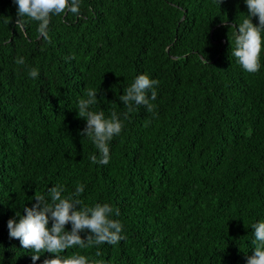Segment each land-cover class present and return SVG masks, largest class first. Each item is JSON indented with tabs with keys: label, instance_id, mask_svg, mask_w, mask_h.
I'll return each mask as SVG.
<instances>
[{
	"label": "trees",
	"instance_id": "obj_1",
	"mask_svg": "<svg viewBox=\"0 0 264 264\" xmlns=\"http://www.w3.org/2000/svg\"><path fill=\"white\" fill-rule=\"evenodd\" d=\"M241 11L242 0H80L79 14L51 15L44 37L37 21L16 23L14 0H0L3 264L54 255L33 262L6 220L47 185L78 182L82 203L109 202L122 222L115 243L77 249L90 257L99 249L108 264H244L250 223L264 218V48L256 72L230 54L227 29ZM139 72L159 81L155 107L135 106L109 161H91L76 99L98 86L92 107L124 112L118 96Z\"/></svg>",
	"mask_w": 264,
	"mask_h": 264
},
{
	"label": "clouds",
	"instance_id": "obj_2",
	"mask_svg": "<svg viewBox=\"0 0 264 264\" xmlns=\"http://www.w3.org/2000/svg\"><path fill=\"white\" fill-rule=\"evenodd\" d=\"M242 2L246 11H241L240 18L232 20L227 29L231 38L230 54L244 71L256 72L261 67V49L264 48V0ZM14 3L19 17L16 23H21L22 17L37 21V31L44 37H47L52 14L65 10L80 13V0H14ZM221 21L226 22V18ZM15 59L18 64L25 62L23 56ZM200 59L207 63L203 55ZM38 71L32 66L28 75L35 78ZM158 83L146 72L135 74L118 96L126 111L112 110L108 115L103 108L92 107L98 101V86L88 87L78 96L76 114L84 119L79 134L90 139L96 149L89 153L91 161L99 164L109 161L110 141L121 132L123 117L141 104L152 110L155 106L151 101L157 96ZM84 188V183L78 182L71 191H65L63 183H51L43 191L36 192L31 199L33 202L23 205V214L16 211L7 218L8 237L19 238V245L28 250L33 262L41 257V252L54 254L44 257L40 264H108L100 256L99 249L92 257L77 249L115 243L122 237V222L115 218L118 210L109 202L82 203L79 194ZM250 229L252 251L244 264H264V218L253 219ZM69 249L70 252H65ZM3 251L4 246L0 244V264H3Z\"/></svg>",
	"mask_w": 264,
	"mask_h": 264
}]
</instances>
